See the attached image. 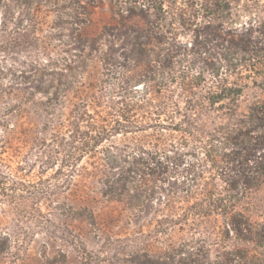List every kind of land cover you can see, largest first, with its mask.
<instances>
[{"label": "trees", "instance_id": "obj_1", "mask_svg": "<svg viewBox=\"0 0 264 264\" xmlns=\"http://www.w3.org/2000/svg\"><path fill=\"white\" fill-rule=\"evenodd\" d=\"M78 5L79 0H0V226L8 199L23 210L29 207L28 199L70 190L77 180L84 186L81 193L94 191L89 184L95 181L102 186L101 194L114 199L139 190L130 184L167 174L153 167L178 164L187 155L213 164L217 168L213 177L222 185L204 188L192 179L175 191L195 198L191 206L195 211L229 214L238 196L264 181V163L258 162L263 157L251 154L260 143L249 136L251 128L264 122L259 115L264 106L241 117L224 112L235 105L244 87L230 82L228 74L221 76L220 68L197 66L195 57L201 53L187 48L182 52L179 42L167 38L162 21L168 11L156 0H149V15L156 11L158 22L149 20V32L133 35L121 47L129 52L120 57L126 64L115 56L114 48L120 45L113 32H107L105 40L81 36L71 40L80 52L79 60L71 62L87 67L85 52L90 50L105 75L120 82L106 88L103 80H86L62 57L68 53L62 47L69 41L58 38L56 23L47 21L48 8L59 14L67 9L76 12ZM135 28L130 31L137 32ZM148 47L149 63L139 78L115 70L131 73L142 67L134 56L140 54L138 48ZM231 47L246 53L242 44L233 42ZM32 114L41 130L36 121H28ZM251 162L256 166L248 175L245 165ZM49 170L60 185L39 189L25 185L27 177L42 181ZM21 236L14 240L0 227V264H20V257L28 254Z\"/></svg>", "mask_w": 264, "mask_h": 264}, {"label": "rangeland", "instance_id": "obj_2", "mask_svg": "<svg viewBox=\"0 0 264 264\" xmlns=\"http://www.w3.org/2000/svg\"><path fill=\"white\" fill-rule=\"evenodd\" d=\"M134 1L141 3L139 8ZM156 1L157 4L163 2L168 11L162 21L167 38L179 42L182 52L187 48L201 53L195 57L197 66L211 71L220 68L221 76L228 74L230 82L244 87L235 105L224 112L241 117L264 106V0ZM79 3L82 5L77 6L76 12L67 9L58 14L48 8L47 21L56 23L58 38L69 41L62 47L68 53L61 55L76 67L75 71L88 77V81L103 80L104 86L110 88L120 80L105 75L107 71L96 61L92 51L85 52L89 56L87 67L83 69L78 67L81 64L70 61H78L80 53L71 40L80 36L105 40V34L113 32L120 45L114 48L115 56L121 64H126L127 60L120 57L129 52L121 47L133 35L149 32V20L154 24L157 21L156 11L149 15V0H79ZM68 22L73 24H66ZM132 26L137 32L130 31ZM233 42L242 44L246 53L232 49ZM142 49L138 48L140 54L134 56L142 67L132 74L120 68L115 70L139 78L149 63V47ZM219 54L226 56L228 62H221ZM122 74L117 77L122 78ZM259 115L264 116L262 112ZM29 120L39 122L33 114ZM258 124L261 127L249 131V136L258 137L260 143L259 150L252 149L251 154L258 158L262 155L263 160L258 159V162L264 163V122ZM87 161L84 160L83 165H87ZM253 165L254 162L245 165L247 174L253 171ZM33 168L39 171L38 165ZM153 168L167 174L130 184L139 190L114 199L101 194L102 186L95 181L89 184L94 191L81 193L84 186L78 180L77 186L70 190L28 199L29 207L23 210L14 207V199H8L9 204L1 211L0 227L14 240L21 234L25 247L29 248L19 263L264 264V181L238 196L236 207L229 214H218L191 209L196 199L175 191L186 188L193 183L192 179L199 187L222 185L213 177L217 171L213 164L187 155L178 164L172 161L164 167ZM52 174L49 170L42 181L32 175L24 183L37 189L60 185ZM12 246L15 252L17 244Z\"/></svg>", "mask_w": 264, "mask_h": 264}]
</instances>
